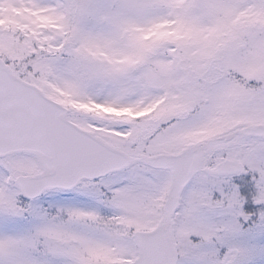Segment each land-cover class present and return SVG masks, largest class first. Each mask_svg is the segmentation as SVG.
Wrapping results in <instances>:
<instances>
[{
    "label": "snow or ice",
    "instance_id": "snow-or-ice-1",
    "mask_svg": "<svg viewBox=\"0 0 264 264\" xmlns=\"http://www.w3.org/2000/svg\"><path fill=\"white\" fill-rule=\"evenodd\" d=\"M0 264H264V0H0Z\"/></svg>",
    "mask_w": 264,
    "mask_h": 264
}]
</instances>
